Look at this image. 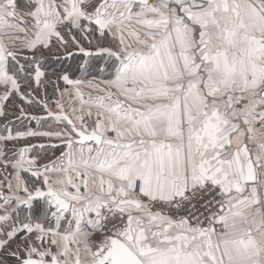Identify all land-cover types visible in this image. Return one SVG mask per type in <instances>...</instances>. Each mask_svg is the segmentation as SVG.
<instances>
[{
  "label": "snow or ice",
  "instance_id": "1",
  "mask_svg": "<svg viewBox=\"0 0 264 264\" xmlns=\"http://www.w3.org/2000/svg\"><path fill=\"white\" fill-rule=\"evenodd\" d=\"M0 264H264V0H0Z\"/></svg>",
  "mask_w": 264,
  "mask_h": 264
}]
</instances>
